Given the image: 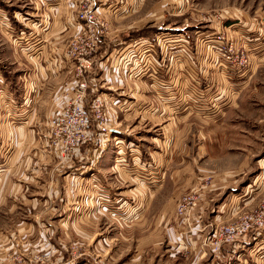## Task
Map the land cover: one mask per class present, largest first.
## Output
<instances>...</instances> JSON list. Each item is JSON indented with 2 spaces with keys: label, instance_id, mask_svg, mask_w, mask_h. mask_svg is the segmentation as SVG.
Here are the masks:
<instances>
[{
  "label": "rangeland",
  "instance_id": "374dc122",
  "mask_svg": "<svg viewBox=\"0 0 264 264\" xmlns=\"http://www.w3.org/2000/svg\"><path fill=\"white\" fill-rule=\"evenodd\" d=\"M259 3L262 27L264 0H0V264H264V60L243 78L260 38L247 29L222 30L240 19L237 11L248 16ZM122 5L126 14L116 15ZM88 9L103 49L88 56L91 69L77 76L82 67L68 45L75 25L88 28L77 19ZM194 29L224 31L239 63L236 72L217 69L230 76L227 83L183 72L194 91L186 101L175 96L170 58L220 60L205 39L197 47ZM149 36L155 49V36L175 38L160 43L165 53L153 72L156 84L134 80L139 71L126 75L130 67L112 70L116 65L103 57L125 39ZM75 80L87 84L91 124L95 116L111 121L103 146L112 144L96 163L101 145L65 155L57 148L78 131L81 118L67 100ZM156 85L165 95L153 94ZM113 90L122 108L105 95ZM95 98L104 102L98 111ZM136 148L137 165L129 159ZM118 154L125 169L111 171ZM153 160L161 170L150 197L144 188L154 180L142 167ZM96 164L109 170L106 182L100 179L108 187L100 188L112 192L113 206L144 197L146 214L122 220L95 209L90 181L74 172ZM230 227L235 235L225 232Z\"/></svg>",
  "mask_w": 264,
  "mask_h": 264
},
{
  "label": "crops",
  "instance_id": "0c3cea01",
  "mask_svg": "<svg viewBox=\"0 0 264 264\" xmlns=\"http://www.w3.org/2000/svg\"><path fill=\"white\" fill-rule=\"evenodd\" d=\"M129 4L130 3L128 2L127 5H129ZM260 4L261 3H259L257 5V7L254 10H252L251 14L248 15V16H245V14H243L242 12L239 13L237 11L238 15H240V16H238V17H240V19H233L231 21V23H233V26H230L229 29L226 28V26H223L224 28H222V30L225 29V31L228 32V34H230V35L237 33L236 30L242 31L244 29H247L248 31H251L254 35H256V36L258 35L259 38H260L259 40H255V42L252 44V46H253V52L251 54V57H252V60H251L252 64L251 65L252 66L250 67V70L248 72H246L247 74H241V76L243 75V78H245L246 76H250L251 71L254 68L253 66L256 64V62L264 60V25L260 21V23L262 25V27H261L260 24H259V20H258L259 19L258 18V16H259L258 15V12H259L258 8H259ZM125 12H127L126 8L122 5V8L117 9L114 13L116 15H120V14H126ZM156 15L158 16L157 13H155V16ZM128 16H129V14L126 17H128ZM217 29L221 30L220 28H217ZM38 31L43 33V31H40V30H38ZM168 32L171 33V31H168ZM211 32H213V31L194 29L192 34H195V37L192 36V41L194 43H196V41H197V47H199L201 49L203 47V44H202L203 40H201V39L202 38L205 39L208 36V34L211 33ZM60 37L61 36L53 38L52 39L53 44L58 42ZM199 38H200L201 41L199 40ZM134 39H130L129 38V39H125V41H122L123 43L121 42L123 49L119 50V53L117 54V56H119L121 53H122V56L117 60V62H115L114 65H116V67L114 69H112V70H116V69H121L122 70V68L124 69L125 67L126 68L130 67V66H127L126 60H127V57H130V54L132 53L130 47L133 45V40ZM154 39H156V37H154ZM157 39L158 40H157L156 45H158V48L154 49V53L160 58L165 53L164 52L165 50H163V47H164L163 45H165V43L168 42V41H175V38L174 37L173 38L169 37V38H166V39L163 40L159 36H157ZM142 40L143 39H141V41ZM187 41L189 42V40H187ZM187 41H186V43H187ZM160 43H162L163 45H161ZM105 45H106V43H105ZM118 45H117V48H118ZM140 45H142V46H140ZM140 45H139V47L137 46L138 47L137 50H139V54H138L139 57L141 56V52L143 51L144 46H147V44L141 43ZM187 45H188V43H187ZM102 46H103V44H102ZM102 46H101V48H102ZM159 46H160V48H159ZM106 51H107V49H106ZM148 56H150V55H148ZM178 57L179 58H176V59H174L173 57L170 58V59H172L171 60L172 61V65L171 66H172V69H173L172 73H171L172 74L171 79H174V80H171V81L174 82L173 87L178 84L177 88L175 89L176 90L175 96L182 97L181 95H184L186 97V101H187V97L193 96V94H194L193 92L194 91L189 89V86L192 85L190 83V80H192L191 79L192 76L190 78H186V77L181 78L182 76H185V74H183V72H185L186 74H191L190 69H192L193 71H196V73L204 81H210L212 78L215 79V77H216L218 80H220V78H221L222 80H224L227 83V79H230L229 78L230 76H228L227 73H222V72H219V70H217V68L215 66V63H214V65H212L213 61H212V58H211L210 55L209 56L200 55V58H199V60H197L196 64L192 63V61L189 60V59L187 60V58L184 59V61H183L182 58H181V55H178ZM205 62H207V64ZM210 63H211V65H210ZM144 65H146V66L144 67ZM155 66L156 65L153 64V62H151V59L148 58L146 55H144L143 59L139 62V64L135 66L136 68H133L132 70L128 71L126 73V75H130L132 73H135L136 71L137 72L139 71V73H137L136 79H134V80H140V81L142 80V81H145V82H148V83L151 82V81H154V84H156L155 79L156 78L158 79V77L153 73L156 70ZM66 72H67V75H68L69 72L68 71H66ZM63 73H64V71H63ZM65 75H66V73H65ZM131 76H134V74H132ZM235 78H238V77H235ZM194 81L195 80L193 79V81H192L193 84H194ZM180 85L182 86V88L181 87L179 88ZM183 88H185V92H184ZM162 89H163L162 87L156 85V86L152 87L151 91L155 95H165V94L162 93V91H163ZM194 89H195V87H194ZM172 91L173 90H168L167 94L168 95L171 94ZM112 92H114V93H112ZM112 92L109 91V93L105 94V95L111 96L112 100H115L116 104L118 103L117 106L118 107L121 106V108H122L123 104L121 103V101L119 100V98L116 95L118 93H116L115 90H113ZM183 92H184V94H183ZM197 93H198V91H197ZM125 107H128V106H125ZM111 144H112V142H109L108 144L105 145V147L107 146V148H109L108 146L111 145ZM114 145H115V143H114ZM115 146H117V151H118V153H120L121 145L120 144L119 145L116 144ZM107 148H106V150H107ZM104 150H105V148H104ZM104 150H103V152H104ZM95 153L92 156V158H93L92 160H93V162L95 161V163H96L97 162V158H98V160L101 159V157L103 156V153L101 154V157H100V155L98 156V154H99L98 151H96ZM83 156H85V155H83ZM123 157L124 156H122V154L121 155L118 154L115 157L114 156L112 157V161H110V163H109V167L111 168V171H115V169H116V171L117 170L118 171H122V170L124 171V169H125L124 166L126 164L124 163L125 159ZM129 159L133 160L134 164L137 162L136 163V165H137L138 161L140 160V151L137 148L130 150ZM95 166H96V168L92 167V168H89V170H88V168L87 169L83 168L84 166H82V167L78 166L79 169H75L76 172H74V174H78V176H76V177H78L80 179L79 181H81L82 178L86 182L90 181V186L93 187V190H92L93 195L90 196V198H91L92 202H93V199H94V203H95V206H96L95 209L103 210L104 212H106L108 214H111V215L114 213L115 215H117L118 218H120L122 220H127V219L131 220L132 216H133V218L134 217H136V218L138 217L139 218L142 213L146 214V208H145V202H144L145 198L144 197H143V199H139L137 197L136 199H138V200H132L130 202L127 201L128 203L125 204V205L119 204L118 206L114 207L113 205L116 204V202H114L113 200L116 199V198L112 199V197L110 196L112 192L109 190V188L108 189H103V191H108L109 190V194L105 195V198H106V196L108 197V201H107L108 208L102 207V205L99 204L101 202L102 198L100 197L101 195L99 196V194H98V193H102V192L96 191L97 190L96 187L98 185H102V187L103 186L104 187H108L106 185H103V183H101L100 179L102 181L106 182L105 175H106V172H108L109 170H104L103 168H101V166H97V164ZM160 170H161V167L159 166L158 162H156L155 160H153V163L150 166H145L144 165L142 167V171L147 173V174H150V176L152 175L151 177L154 180L153 184L149 185L148 187L145 186V188H144L145 191L146 190L149 191L148 192V196L151 195V191L155 189L154 186L157 185L158 182H159V181L157 182L155 179L157 177H160ZM91 174H93V175L91 176ZM94 177L97 180H94L93 179ZM142 196L143 195H141L140 197H142Z\"/></svg>",
  "mask_w": 264,
  "mask_h": 264
},
{
  "label": "built area",
  "instance_id": "2783aa9c",
  "mask_svg": "<svg viewBox=\"0 0 264 264\" xmlns=\"http://www.w3.org/2000/svg\"><path fill=\"white\" fill-rule=\"evenodd\" d=\"M85 4H88L92 2V0H83ZM81 14L78 16L79 21H85L86 23L89 24L88 28L80 26V24L75 25L78 26V31L73 35L70 44L68 45V48L71 46V49L74 51L71 56H73L76 60H78L80 66L82 68L78 69V72L76 73L77 76H82L81 73H85L87 70L91 69L92 66V60L88 59V56L91 54H95L100 48H101V41L99 40V37H101V30L96 28V26L91 27L90 24L93 23L95 18V11L94 10H85L80 12ZM77 20V21H78ZM78 21V22H79ZM86 37V38H85ZM157 37V36H155ZM88 38V39H87ZM141 39H143L141 41ZM214 40L213 42L211 40ZM205 42H208L207 46L211 49L214 47H217L218 49L214 50L216 53V57L220 59L218 62L215 59L216 62L215 66L217 69H224L227 72H229L230 68L232 69V72L234 71V63H239L238 60V55L237 52H233L231 50V45L228 43L229 40L228 38L224 35L223 32H211L208 34V36L205 38ZM144 41V42H143ZM169 43H174V41H168ZM147 44V46H144L143 51L141 52V56L139 57V50L137 48L139 45ZM166 44V43H165ZM138 46V47H137ZM142 46V45H140ZM123 49L122 43L121 46L112 48V51L109 53L107 52V55H104L103 57H107V61L110 63V67H113L115 62L122 56V53L117 56L119 53V50ZM131 49V54L130 57H127V66H130V70H132L136 65L139 64V62L143 59L144 55H146L148 58L151 59V62L153 64L157 65V61L159 60V57L154 53V45L152 43V37H138L133 40V45L130 47ZM236 49V48H235ZM147 50V51H146ZM144 53V54H143ZM150 55V56H148ZM102 57V58H103ZM103 63L100 62V66H102ZM243 65V64H241ZM238 72V71H237ZM67 88V87H66ZM66 88L64 89L66 91ZM71 88V87H70ZM76 92H73L72 99L67 96V100L70 101L73 106L76 107L77 113L81 119L80 122H78V131L77 133L73 135H65V138L61 140L60 144H58V140L55 142V144L60 147V151L65 154H69L70 152L76 150L77 148L81 147L82 145L86 144H91L95 145H101L100 148L97 150L100 152L101 150H104L103 144L107 142L108 140L110 141L111 139V134H112V126H111V121L108 118H103L102 116H95V123L92 125L90 122V117L87 114V109H86V99H87V84L84 80H75V84L72 86ZM86 95V97H85ZM106 100H108V97H105ZM115 101V100H114ZM103 100L99 98L93 99V104L92 106L99 110V108L103 107ZM116 103V102H115ZM86 109V110H85ZM100 115V114H99ZM66 116V114H64ZM59 120L56 121H51V123H56ZM92 126L96 129L97 133H95L94 130H92ZM61 148H63L61 150ZM59 149V148H58ZM93 174H91L92 176ZM94 180H97L95 177L93 178ZM102 185H98L96 188V191L102 192L98 193L99 196L102 198L101 202L99 204L102 205V207L108 208V197L105 195H108L109 193L107 191H103ZM104 187V186H103ZM236 228V227H235ZM235 228L230 227L225 230L228 234H233L235 232ZM235 235V234H233ZM227 238H232V236H229ZM215 247H219L216 245ZM70 264V263H68Z\"/></svg>",
  "mask_w": 264,
  "mask_h": 264
},
{
  "label": "bare ground",
  "instance_id": "6f19581e",
  "mask_svg": "<svg viewBox=\"0 0 264 264\" xmlns=\"http://www.w3.org/2000/svg\"><path fill=\"white\" fill-rule=\"evenodd\" d=\"M212 42L214 41L213 39L211 40ZM206 43H208V42H206ZM143 66V65H142ZM146 65H144V67H145Z\"/></svg>",
  "mask_w": 264,
  "mask_h": 264
}]
</instances>
